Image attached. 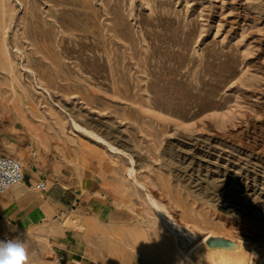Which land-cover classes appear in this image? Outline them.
Here are the masks:
<instances>
[{
    "label": "rangeland",
    "instance_id": "1",
    "mask_svg": "<svg viewBox=\"0 0 264 264\" xmlns=\"http://www.w3.org/2000/svg\"><path fill=\"white\" fill-rule=\"evenodd\" d=\"M2 1L14 62L0 65V148L30 166L35 144L48 185L96 163L113 209L0 225L27 264H67L52 231L73 218L85 264H158L150 246L191 264L209 237L264 264V0Z\"/></svg>",
    "mask_w": 264,
    "mask_h": 264
},
{
    "label": "crops",
    "instance_id": "2",
    "mask_svg": "<svg viewBox=\"0 0 264 264\" xmlns=\"http://www.w3.org/2000/svg\"><path fill=\"white\" fill-rule=\"evenodd\" d=\"M0 150L10 154L8 150ZM37 150L40 157V148L37 147ZM39 160L36 163L32 160L33 164L30 166L24 165L26 178L23 185L0 196V205L3 206L0 215L3 220L14 225L18 231L26 232L32 227L55 222L70 214V211L81 217L83 222L110 219L113 214L111 197L108 195L109 190L105 188L106 184L102 183V173L96 163L87 167L81 176L72 174L65 177L67 187H61L60 181L63 179H59V185L52 182L46 191L37 193L34 187L38 183L44 179L50 183L47 174L39 168ZM54 178L55 175L51 177L52 181ZM52 232L56 233L54 248L62 255L60 260L67 264H85L87 261L93 263L81 254L80 249L85 240L83 234L74 230Z\"/></svg>",
    "mask_w": 264,
    "mask_h": 264
},
{
    "label": "bare ground",
    "instance_id": "3",
    "mask_svg": "<svg viewBox=\"0 0 264 264\" xmlns=\"http://www.w3.org/2000/svg\"><path fill=\"white\" fill-rule=\"evenodd\" d=\"M5 1V0H3ZM3 1L1 2L2 4V13L4 12V6L5 4H3ZM11 1V0H10ZM5 16V15H4ZM3 20L5 21L6 19L3 18ZM6 30H8L6 28V26L3 24V21L2 19H0V40H1V44H0V65L3 67V69H7L8 72H11L12 71V60H11V57H10V52H9V48H8V45H7V41H6ZM4 70V71H5ZM17 70V69H16ZM7 72V71H6ZM19 73V72H18ZM11 74V73H10ZM9 74V75H10ZM13 75V74H12ZM19 84V83H18ZM22 87V86H20ZM22 92V91H21ZM18 95L16 92H14V97L13 98H17ZM35 107V106H33ZM3 110H8V111H11V107L8 105V106H5L3 108ZM81 128V127H80ZM4 141V140H3ZM6 144V146L8 147L9 150H14L15 151V144L12 143V142H4ZM85 160V159H84ZM18 188V187H17ZM20 195H17V197H19ZM3 208V206L0 205V212H1V209ZM78 223H80V221L78 220V218H73V219H68V220H65L64 222H62L60 224V226H57V230L59 231H64L65 229H74V227H77ZM0 225L1 227H5L6 229H14L15 226L12 225V224H8L7 221L3 220V219H0ZM134 241H135V244H139V246H142V242L148 240L147 238H144V233L143 232H134ZM196 235H194V238ZM191 238V237H190ZM153 239V238H152ZM160 239V238H159ZM164 239V238H163ZM192 239V238H191ZM190 239V241H191ZM208 238H204L201 242L197 243L195 246H193V248L189 251H187V256H184L185 258H187V260L189 261V263L191 262V264H250V253H249V250L247 249V246L243 243H240L238 242V245H239V249L237 251H231V252H228V251H222V250H216V251H209L207 248H205L203 250V253L202 254H199L197 253V255L195 256V258H192L190 256V253L193 249L196 250V247L200 244H205L206 240ZM200 240V239H198ZM166 241V240H165ZM193 241V239H192ZM157 242V241H156ZM194 242V241H193ZM198 242V241H197ZM170 243V242H169ZM173 243V242H172ZM196 243V242H194ZM175 245V243H174ZM164 246V245H163ZM167 246V245H166ZM155 247V246H154ZM165 247V246H164ZM166 249L168 247H165ZM170 248V247H169ZM177 248V247H175ZM178 249V248H177ZM168 250V249H167ZM170 251V250H169ZM148 252L151 256V258H155L157 261H158V264H163V263H160L161 261L159 260L158 258V255L160 254H157V252L155 251V249L153 250L150 246V248H148ZM177 252V251H176ZM180 251L178 250V253ZM193 253V252H192ZM174 254V253H173ZM180 254V253H179ZM178 254V255H179ZM182 254V253H181ZM186 254V252H185ZM178 255H177V258H178ZM183 256V255H182ZM181 257V256H180ZM181 259V258H180ZM183 260H185L183 258ZM179 261V260H178ZM108 264L110 263L109 260H107ZM116 264H118V259L116 260ZM154 262V261H153ZM164 262V261H163ZM167 262V261H166ZM181 262V261H180ZM179 262V263H180ZM261 262V261H260ZM165 263V262H164ZM170 263V262H169Z\"/></svg>",
    "mask_w": 264,
    "mask_h": 264
},
{
    "label": "clouds",
    "instance_id": "4",
    "mask_svg": "<svg viewBox=\"0 0 264 264\" xmlns=\"http://www.w3.org/2000/svg\"><path fill=\"white\" fill-rule=\"evenodd\" d=\"M23 172L18 162L0 159V193L12 190L22 182ZM24 244L19 240L0 241V264H27Z\"/></svg>",
    "mask_w": 264,
    "mask_h": 264
},
{
    "label": "built area",
    "instance_id": "5",
    "mask_svg": "<svg viewBox=\"0 0 264 264\" xmlns=\"http://www.w3.org/2000/svg\"><path fill=\"white\" fill-rule=\"evenodd\" d=\"M31 146H32V148H31L30 155H31L32 160L36 163L39 159L37 147L35 144H31ZM0 159L13 160V161H16L19 163V165L21 166L22 172H23V177H22V182L19 185L15 186L14 188H17V187H20L21 185H23L25 183V178H26V174H25L26 173V167L24 166L22 161L19 158L15 157L11 154H8L2 150H0ZM54 184L59 185V177L56 175L54 178ZM47 186H48V181L46 179H44L43 181H41L40 183H38L34 187V191L37 193L44 192V191H46ZM7 192L0 193V196L6 194ZM4 240H14V238L12 237V235L10 233L0 231V241H4Z\"/></svg>",
    "mask_w": 264,
    "mask_h": 264
},
{
    "label": "water",
    "instance_id": "6",
    "mask_svg": "<svg viewBox=\"0 0 264 264\" xmlns=\"http://www.w3.org/2000/svg\"><path fill=\"white\" fill-rule=\"evenodd\" d=\"M3 217L0 215V219ZM207 248L209 251H216V250H222V251H237L239 249L238 243H235L229 239L222 238V237H209L205 244H201V246L198 248L196 252L193 253V257L197 255V253L202 254L203 250Z\"/></svg>",
    "mask_w": 264,
    "mask_h": 264
}]
</instances>
